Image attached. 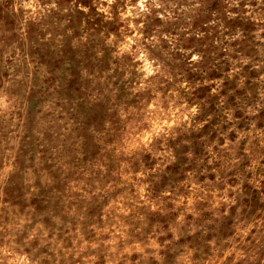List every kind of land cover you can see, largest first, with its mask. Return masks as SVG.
Returning a JSON list of instances; mask_svg holds the SVG:
<instances>
[{
	"label": "rangeland",
	"instance_id": "rangeland-1",
	"mask_svg": "<svg viewBox=\"0 0 264 264\" xmlns=\"http://www.w3.org/2000/svg\"><path fill=\"white\" fill-rule=\"evenodd\" d=\"M0 264H264V0H0Z\"/></svg>",
	"mask_w": 264,
	"mask_h": 264
}]
</instances>
